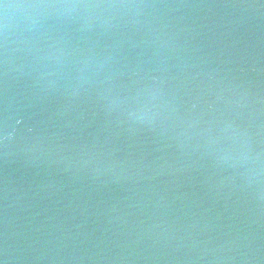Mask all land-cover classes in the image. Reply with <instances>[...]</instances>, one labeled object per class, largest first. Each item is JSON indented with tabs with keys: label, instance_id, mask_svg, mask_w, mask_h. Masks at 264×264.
<instances>
[{
	"label": "water",
	"instance_id": "95a60500",
	"mask_svg": "<svg viewBox=\"0 0 264 264\" xmlns=\"http://www.w3.org/2000/svg\"><path fill=\"white\" fill-rule=\"evenodd\" d=\"M0 264H264V0H6Z\"/></svg>",
	"mask_w": 264,
	"mask_h": 264
},
{
	"label": "snow or ice",
	"instance_id": "6c2138e0",
	"mask_svg": "<svg viewBox=\"0 0 264 264\" xmlns=\"http://www.w3.org/2000/svg\"><path fill=\"white\" fill-rule=\"evenodd\" d=\"M9 7L8 3L6 0H0V8L6 10Z\"/></svg>",
	"mask_w": 264,
	"mask_h": 264
}]
</instances>
